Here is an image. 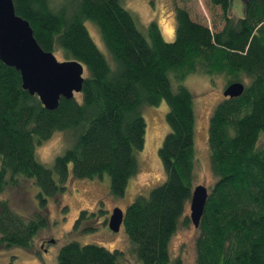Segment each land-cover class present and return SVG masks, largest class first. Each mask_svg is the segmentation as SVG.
<instances>
[{
    "label": "trees",
    "instance_id": "trees-1",
    "mask_svg": "<svg viewBox=\"0 0 264 264\" xmlns=\"http://www.w3.org/2000/svg\"><path fill=\"white\" fill-rule=\"evenodd\" d=\"M12 1L42 50L80 62L85 74L81 98L60 97L49 110L22 88L19 71L0 60V248L29 250L49 224L47 199L59 205L70 179L107 175L110 194L123 195L144 146L141 107L165 101L168 132L158 149L164 180L126 206L121 227L138 264H182L170 257L169 241L179 226L191 225L185 210L197 166L194 97L182 81L189 74L222 75L228 84L246 83L241 95L219 101L209 119L215 181L196 228L195 264H264V0H241L240 18L228 15L232 0H207L221 10L219 31L176 7L172 42L155 21L141 31L123 0ZM86 21L97 27L110 60ZM56 131L70 140L46 165L35 148ZM30 180L37 191L28 212ZM58 208L66 211L65 204ZM94 214L81 210L73 228ZM122 258L71 240L57 264H121Z\"/></svg>",
    "mask_w": 264,
    "mask_h": 264
},
{
    "label": "rangeland",
    "instance_id": "rangeland-1",
    "mask_svg": "<svg viewBox=\"0 0 264 264\" xmlns=\"http://www.w3.org/2000/svg\"><path fill=\"white\" fill-rule=\"evenodd\" d=\"M51 1L53 6H57L62 0ZM122 4L136 18L141 31L146 30L149 22L155 21L166 42L174 40L176 7L186 10L191 20L210 29L219 31L223 27L220 8L210 5L207 0H123ZM228 15L232 18L242 16L241 0H232ZM85 26L97 48L109 58L97 27L91 21H86ZM53 54L58 60L64 59L61 52ZM242 82L246 83V81ZM182 83L194 97L196 115L195 157L197 166L193 186L203 184L209 190L215 181V176L210 168L209 119L217 103L225 97L222 92L228 83L222 75L211 78L205 74H189ZM74 96L80 99L81 93L76 92ZM166 112L165 101H161L157 105L141 107V113L145 120L144 146L136 154L138 169L128 180L123 195L116 197L110 194L107 175L94 179H70L66 190L59 198V205L54 199H47L49 224L38 231L31 248L29 250L0 248V264H57L59 249L71 240H76L80 244H94L110 251L122 252L121 264H138L130 252L129 241L123 228L120 227L118 232H113L109 229L107 222L111 209L117 206L124 210L136 196L147 195L149 190L164 180L158 149L168 132ZM69 137L70 135L62 131L54 132L47 140L36 145V158L40 162L50 165L54 157L63 151L70 140ZM24 188L26 189L24 194L26 197L25 209L30 212L35 208L34 199L36 196L34 194L37 188L33 187L31 180L24 183ZM64 204L66 211L63 213L58 206ZM98 208L101 210L99 211ZM83 209L95 214L87 220H83L79 227L74 229L73 224ZM185 213H189V202ZM85 227H92V229L85 230ZM197 234L198 231L192 224L188 227L179 226L169 241L170 257L181 259L182 264H195Z\"/></svg>",
    "mask_w": 264,
    "mask_h": 264
},
{
    "label": "water",
    "instance_id": "water-1",
    "mask_svg": "<svg viewBox=\"0 0 264 264\" xmlns=\"http://www.w3.org/2000/svg\"><path fill=\"white\" fill-rule=\"evenodd\" d=\"M0 60L19 71L22 88L36 95L49 110L57 109L60 97L70 99L81 91L82 64L76 60L60 61L53 53L42 50L30 24L15 14L12 0H0ZM244 88L242 82H232L222 94L237 97ZM208 192L203 184L192 187L188 217L195 228L199 226ZM123 216L124 211L114 207L108 217L109 229L118 232Z\"/></svg>",
    "mask_w": 264,
    "mask_h": 264
},
{
    "label": "flooded vegetation",
    "instance_id": "flooded-vegetation-1",
    "mask_svg": "<svg viewBox=\"0 0 264 264\" xmlns=\"http://www.w3.org/2000/svg\"><path fill=\"white\" fill-rule=\"evenodd\" d=\"M112 210V209H111ZM109 216H110V214H109Z\"/></svg>",
    "mask_w": 264,
    "mask_h": 264
}]
</instances>
